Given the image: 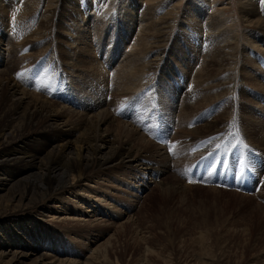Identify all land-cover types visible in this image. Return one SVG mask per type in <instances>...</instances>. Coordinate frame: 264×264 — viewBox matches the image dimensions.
Masks as SVG:
<instances>
[{
  "label": "rangeland",
  "instance_id": "rangeland-1",
  "mask_svg": "<svg viewBox=\"0 0 264 264\" xmlns=\"http://www.w3.org/2000/svg\"><path fill=\"white\" fill-rule=\"evenodd\" d=\"M16 1V13L20 11L27 18L22 21L20 18L23 16L20 13L16 15L22 21L21 26L35 34L32 39L21 38V45L16 44L19 48H12V58L4 59V50L10 39L7 24L14 25L9 22L10 9L13 8H5L6 1L3 0L0 7H4L6 15L2 20L0 8V34H4L0 40V69L4 62L11 60L10 77L13 80L10 78L9 81L19 80L21 87L27 90L37 86L32 91L41 93L43 100L72 106V110L66 109L69 114L64 113L66 110L60 113L58 121L50 125L51 130L46 134L29 132L26 127L18 147L26 152L36 151L43 162L56 155L61 165L68 166L67 158L74 155L75 145L89 130L100 131L101 134L110 130L114 137L129 138L131 132L125 133L122 125L98 124L95 117H90L85 125L75 126L79 122L77 120L84 117L80 112L86 113L74 106L76 102L80 103L78 92H85L89 100L82 104L91 108L105 101L107 94L109 97L106 99L110 100L112 90L116 96L120 91L117 86L129 91L115 112L120 124H127L128 118L134 119L131 120L132 125L136 124L152 145H145L132 135L129 140L133 147L138 142L141 144L137 146L142 145L144 149L150 146L145 151L136 147L146 155L145 164L103 167L77 182L74 178L71 191L58 192L54 197L25 204L21 209L12 210L10 206L19 198L15 197L18 186L9 180L8 185L0 187V227L10 220L29 218L42 231L41 245L24 257L20 253L18 262L13 260L19 250L25 251L24 246H0V264H33L37 257L43 255L45 264H264V154L259 143V136H264L261 133L264 122L260 119L264 115L261 110L264 99H260L264 97V91L247 79L250 77L248 72L241 71V68H248L243 59L247 55L256 62L257 67L253 70L260 68L264 72V30L252 22L248 23V19L264 20V0H71L78 3L85 18L80 26L77 20L81 17L68 8L67 0ZM252 2L255 3V13L246 9ZM44 23L47 26H43ZM66 25L70 26L69 31L63 29ZM85 25L89 26V31L82 35L79 31ZM196 32L201 36L196 38ZM210 32L229 43L231 50L223 52L216 48V39L213 45L205 41V34ZM82 36H87L84 42ZM69 37L71 44L74 41L73 46L66 42ZM124 37L123 44L128 43L127 47L118 41ZM141 37H145L144 42L133 50L136 38ZM251 40L263 44V50L255 47ZM156 42L162 45L156 47L157 51L152 47ZM81 46L87 52L92 51V58L97 63L113 67L108 72L109 66H104L108 73L106 76L87 68V64H78L74 71L70 70L66 65L70 60L66 56L69 52H80ZM225 55L226 60L222 58ZM125 57L128 61L124 62L123 69L134 74L130 75L128 84L121 86L119 82H113L112 77H116L114 70ZM155 58L157 65L153 67L150 64ZM185 63L190 65L189 69L182 66ZM198 68L201 72L199 81L195 72ZM73 77L76 80L82 77L78 85L69 83ZM190 77L198 81L200 89L198 83L192 85L193 88L187 85ZM145 78L153 83L144 85ZM261 78L264 81V77ZM261 87H264L263 83ZM188 90L197 91L198 97L188 100L185 97ZM104 92L106 95H102ZM252 93L260 99V105L254 102ZM170 98L171 103L168 102ZM79 114L82 118H78ZM163 126L166 128V140L158 143L164 135L157 132L152 136V129L161 131ZM55 129L73 131L69 146L61 154L57 142H46ZM171 141H178L177 150L182 156L176 161L179 163L177 167L172 164L168 168L164 159L154 152V145L166 142L171 147ZM1 148L0 145V151ZM106 151V147L102 148L100 154ZM81 154L86 152L81 150ZM0 157V165L3 166L13 161V154L8 160L2 155ZM160 164L165 167L163 174L157 177L146 169ZM1 170L0 177H3L5 174ZM32 170L23 175L34 172L30 177L34 179L36 169ZM62 178L55 175L51 180L55 184ZM251 178H255L254 183ZM95 192L110 196L105 201L110 203L109 208H116L117 214L111 219L112 224L99 230H84L82 224L102 218L97 215L99 211H89L92 208L88 207L87 213L84 209L72 213L73 217L69 218L79 219L78 232L70 230L67 222L71 219H63V205L78 207L80 199L77 195L90 196ZM23 200V203L27 202V199ZM124 222H135L128 232L130 229L136 231V223L149 226L151 246H134V234L122 232L121 224Z\"/></svg>",
  "mask_w": 264,
  "mask_h": 264
},
{
  "label": "bare ground",
  "instance_id": "bare-ground-1",
  "mask_svg": "<svg viewBox=\"0 0 264 264\" xmlns=\"http://www.w3.org/2000/svg\"><path fill=\"white\" fill-rule=\"evenodd\" d=\"M2 1L3 0H0V4ZM4 1H6L5 8L8 6H11V8H13V10L10 9V11L12 13H11V17H10L9 22L12 23V25H14V26H9L7 24V26H8L7 31L10 35L8 33L7 34L10 36L9 37L10 39H9V42L7 43L5 50H4L5 55L3 56L4 59H6V58L9 59V58H12V54H13L12 48H14L15 46L18 47V45L19 46L21 45V38H25V37L31 38L34 36L35 33H34V31L33 32L31 31V33H30L29 30L27 31L26 29H24L21 26V22L23 21L22 19H24V21H26L25 20L26 16L24 17L20 11H18V13H16L17 9L15 10V8H16V2L17 1L16 0H13V1L12 0H10V1L4 0ZM67 1H68L67 4L69 5L68 8L69 7L72 8L74 10L73 12H75V14L77 16L81 17V19L79 21L77 20V25L80 26V23L85 18H83V14H81V9L77 5L78 3L76 4V2L71 1V0H67ZM253 2L251 4L249 3L250 5L249 4L247 5V7H246L247 12L250 11L251 13H255L256 7L254 6L255 3L253 4ZM255 2H257V1H255ZM244 4H247V3H244ZM245 6H244V8H245ZM0 8L2 9V11H1L2 20H5V15H6L5 9H4V7H0ZM19 13L23 16V18H20L22 21L19 20V17H16V15ZM260 19H255V18H254V20L248 19V23L252 22V23L256 24L257 26H259L260 29L262 28L264 30V20H262V19L260 20ZM245 21L246 20H244L243 22H245ZM48 24H49V22H48ZM45 25L46 24L44 23L43 26H45ZM24 26H27V25L24 24ZM30 26H32V25H30ZM87 28H89V26L85 25V26L81 27V30L79 32L82 35H85L87 33V31H89V30H87ZM63 29L66 31H69L70 26L66 25L65 27H63ZM25 31H27L28 36L26 35ZM199 31H201V30H199ZM2 33L0 34V40L1 41H2L1 37L4 35V34L2 35ZM71 34H72V31L70 32V35ZM196 34H197L196 38L201 36L200 32H196ZM141 35H143V34H141ZM220 35H222V34H220ZM160 36H162V35L160 34ZM205 36H206L205 41H207V42L209 41V43H211L212 45L214 44L213 40L216 39V41H215L216 43L214 44V46L216 48H219L221 51L229 52L231 50L230 44L225 42V40L218 39L216 34L210 32V33L205 34ZM75 37H76V35H75ZM226 37H227V35H226ZM84 38H87V36H82L83 42L85 41ZM124 39L126 40V37L120 38L118 41H120V43L123 44ZM144 40H145V37H141L139 39L136 38V41L133 44V50H137L138 47L140 46L139 43H141L142 41L144 42ZM99 41H101V39ZM251 41H252V43H254L255 47L257 46L263 50V46H262L263 44H261V43L258 44V43H256L255 40H251ZM66 42H69V45H71V46H73V44H74V41H72L73 43L71 44L70 37L66 40ZM252 43L250 42V44H252ZM16 44H18V45H16ZM121 44H119L117 48H119ZM127 44H123V45L125 47H127ZM58 45H60V44H58ZM61 46H63V45L61 44L60 47ZM69 47L70 46H68V49H69ZM152 47H155V49H156V47L159 48V47H162V45L156 42V44L154 43L152 45ZM193 48H195V45L193 46ZM20 49H22V48H20ZM80 49L82 51L81 50H80V52L74 51L73 53L69 52L68 55L66 56L67 59L70 60L66 63V65L69 66L70 70L72 69L74 71V68H76V66L78 64H82V65L87 64L88 65L87 68L91 67L93 71H95V72L97 71L99 74H103L106 76L105 73H107V71L103 69L104 66L105 65L109 66L108 72L113 68L109 64H104V66H102V64L97 63V61H95L92 58V56H93L92 51L87 52L84 46H81ZM157 50H159V49H156L155 51H157ZM208 51H209V49H208ZM138 53L140 54L139 51H138ZM62 57H64V56H62ZM126 57L124 59H122L119 62V64L116 66L117 68H115V70H114L116 77L115 78L112 77L113 82H117V83L119 82L118 85H121V86L128 84L131 81L130 75L134 74L133 72H131V70L129 71V70L123 69L124 62L128 61V60H126ZM87 58H92L93 60H91V59L87 60ZM130 58L133 59L132 57H130ZM222 58L223 59L225 58V60H226V55H225V57L222 56ZM229 58H230V56H229ZM243 59L246 60L245 65H247L248 68H243V69L241 68L242 73L248 72L250 77H247V79L250 80L252 83L256 84L257 86H259L258 87L259 89L264 91V87H261L262 83L264 84V81L261 78V77H264V75H262L264 72L260 68H257V70H253V67L256 68L257 65H256V62L252 58H250L249 56L245 55V56H243ZM155 60H156V58L151 62V64L148 63V66H150V65H153V67L156 66L157 64H156ZM10 61L11 60H9L8 62H4V64L2 65V68L0 69V95L4 94L3 97L0 99V145L3 147V148H1L2 151H0V155H2L3 159L8 160L9 158H11L10 156L13 154V157L11 158L13 160L12 161L13 163L12 162L7 163V165H5V166L0 165V170L2 169L1 171L3 172V174H5V175H3V177H0V187H2L4 185H8L9 180H11L14 185L16 184L18 186L17 187L18 189L16 188L15 197L19 196V198H18L17 202L15 201V204H13V203L10 204V206H12V210L21 209L22 207H24L25 204L37 203L38 200H41V199H44L47 197H49V198L54 197L58 192L62 194V192H64V191L65 192L68 190L71 191V186L73 184V183H71V181L74 178L77 179L76 180V182H77V181L81 180L83 177H85L86 175H88L89 173H94L96 171H100L101 168H103V167L104 168H111V167H116L117 165H121V166L127 165L128 167H133L135 164H138V165L145 164L144 161H146V159H145L146 155H143L141 153L142 150L140 151V149L139 150L137 149L139 147V146H137V144L140 142L136 141V139L134 138L135 140L134 139L133 140L136 141V143L138 142L136 144L137 148L135 147V145H134V147H135L134 148L132 146L129 138H131V136L133 135L132 138L134 136L139 138V140L142 141L145 145H148V144L152 145L151 144L152 141H150L149 139H145V137L142 134V132L140 131V129L138 127H136V124H135V126L132 125L131 120H134V119L128 118L127 121H129V122L127 123V121H126L127 124H124V123L120 124L121 122H120V120H119V118L115 112L117 110V107L119 105L123 104L122 101L125 100L124 95L126 94L128 89L125 92V89H120V88H118L119 86H117V85H116L117 89H119L120 91H118V93L116 92L117 93L116 96L113 95V92H112L113 90H112L111 91V99L107 100L106 98H108L109 95L108 94L106 95V93L104 92L102 95H106L105 101H103V102L100 101V102H98V104L93 105L91 108L89 106L87 107V106L82 104V102L84 103L85 101L89 100V98L84 95L85 92L84 91L78 92V94L80 95V100H79L80 103L76 102V104L74 106L81 108L82 109L81 111L84 110V111H86V113L80 112L82 114V117H83V115H84V117L82 118L79 114L78 118L81 117L82 119L77 120V121H79L78 123H76V122H74V123H76L75 126H77V125L82 126V125L86 124L87 120L89 121L90 117L92 119H93V117H95L94 119L97 121L98 124H112L115 126L117 124L122 125L121 127L123 128V131L125 133L131 132V135H129L130 136L129 138H128V136H127V138H125L126 136L124 138L122 136H121L122 138L121 137H114L112 135V133L110 132V130H105V131H103L102 134L100 131H99L100 132L99 133L98 131H96L94 129H93L94 131L89 130L90 132L87 135H84L86 137H84L82 135L83 138L79 139L77 145H75L74 155L69 156V159L67 158V160H69L68 162L70 163L68 166L61 165V160L56 155H54L52 157V159H50L46 162H43L40 160V157L38 156L36 151L26 152L22 148L18 147V143L21 141L20 136L22 134H24L26 127L28 128L29 132L41 133V134H43V132H45V134H46V133H48L49 130H51V128H49L50 125L52 123H55L58 121V119H59L58 116H60V113L66 109L72 110L71 109L72 106H70V105L65 106V105H58V104L56 105V104H54L55 102H53L51 100H48V99L43 100L41 93H40L41 94L40 95V94H38V92L32 91V90H34V88H37V86H35V85H34L35 87H33V89L28 88V90H27L26 88L21 87L22 83H20L19 80L18 81L15 80L14 82H11V80L9 81V79L11 78L10 77V75H11L10 74V70H11L10 64H12V63H10ZM110 61H112V59H110ZM129 62H130V60H129ZM231 63H232V61L230 62V64ZM182 66H185L188 69L190 68V65L188 63L182 64ZM126 67L128 68V66H126ZM13 68H15V65H13ZM148 69H151V68L149 67ZM14 71L12 70V72H14ZM75 71H76V69H75ZM134 72L136 73V71H134ZM195 72H197V78L199 81L200 80L199 75L201 74V72H199V68L197 70H195ZM254 77H256V78H254ZM258 77H259V79L257 81H255ZM81 78L82 77H80V79ZM80 79L76 80V77H73L72 79H69V81L71 80L69 83L72 82V84L78 85V82L80 81ZM118 79H119V81H117ZM134 79H135V77H134ZM152 79H153V77H152ZM4 80H6L7 82ZM8 81H9V83H8ZM198 81L196 82L192 79V77H190V80L187 83V85H189V86L191 85V88H193L192 85L194 86L196 83H198ZM150 83H153V81L150 82L147 78L144 79V85H147V84L150 85ZM113 85H114V83H113ZM197 85H198V89H200L201 88V87H199L200 84L198 83ZM193 91L194 90H192V91L188 90L187 91V93H186L187 96H185V97L188 100L191 99V101H193L194 98L198 97L199 94L197 93V91H194V92ZM114 93H115V91H114ZM167 93H169V92H167ZM18 94H20V95H18ZM252 96H253L252 98L254 99V102L257 103V105H260V99H264V97H261L260 99H258L256 97V95H254V94ZM104 102H106V103H104ZM168 102L171 103V98L168 100ZM92 110H96V111H94L92 114L87 113L89 111L91 112ZM261 110L264 111V107L261 108ZM68 112L66 110V112H64V113L69 114ZM76 113L77 112H75V116H76ZM260 119L262 120V122H264V115ZM72 123H73V121H72ZM87 123H89V122H87ZM64 125H66V124H64ZM106 127L108 128V126H106ZM140 127L142 128V126H140ZM164 127L165 126L162 127L163 129H161V131H158L155 129L153 131V129H152V132H153L152 136H155V134L157 132H159V134H161L162 136L164 135V138L160 139L158 143H162L164 140H166V133L164 132L166 128H164ZM253 131L254 130H252V132ZM119 133L121 134L120 131H119ZM261 133L264 134V129H262ZM49 134H50V132H49ZM72 134H73V131L72 130L69 131V129L66 131L62 130V129L61 130L55 129L49 135V137L46 138V142H48L49 140L57 142V144L56 143L55 144H56V146H58L57 147L58 151L61 154V152H63V149L66 148L67 146H69V143H70L69 137ZM128 134H130V133H128ZM32 135H34V134H32ZM124 135H126V134H124ZM31 136H29V137H31ZM178 137H179V135H178ZM259 138H260V140H259L260 147L262 148L263 154H264V136L261 135V136H259ZM178 139H180V138H178ZM176 143L171 141V147H169V145L166 142H164L163 145H161V144L154 145L155 146L154 148H156L154 150V152H156V155L158 154V156H160L164 159V163L167 164L166 167H168V168L172 164H173V166L177 167V164H179V163L176 161H177V159H180V157L182 156L180 151L178 153ZM134 144H135V142H134ZM141 146L142 145H140V147ZM258 146H259V144H258ZM105 147L107 148V151L104 152L105 154H103V153L100 154V150L102 148H105ZM142 147H144V146H142ZM148 148H145V149L142 148V149H144V151H145ZM171 148L173 151H171ZM81 150L85 151L86 154H81ZM147 152L150 153L149 151H147ZM59 153H58V155H60ZM150 155H152V154H150ZM4 156H6V157L4 158ZM160 157H158V158H160ZM16 163H20V165H15ZM164 167L165 166L162 164H160L159 167L157 165H150L148 168L146 167V169H148L149 172L152 173L154 177H157V176L163 174ZM178 168H177V172L180 173ZM32 169H36L35 175H37V176L34 179H33V177H32V179L30 178L31 176L34 175L33 174L34 172L33 173H31V172L26 173L25 175H23V173H25L29 170H32ZM32 171H34V170H32ZM55 175L56 176L59 175V177H63V178L61 179V181H59L57 183L55 182V184H54L51 179ZM4 176H7V177H4ZM235 176H237V175H235ZM235 176H234V178L236 179ZM243 176H244V173H243ZM176 178H178L177 175H176ZM36 179H38V180H36ZM251 180L253 183L255 182V178H251ZM78 185H80V184H78ZM166 186H167V184H166ZM72 192H73V190H72ZM80 195H77L80 199L78 207H73V206L65 207L63 205V207H62L63 208L62 213L64 214L63 219H66V217L69 218L70 216L73 217L72 213L74 211L76 213V210L78 213L80 211H82V209H84L85 213H87L89 211L97 210V211H99L97 215H100V217H102V218L101 219L99 218L98 220H96L97 218H94V219L88 221L87 223L82 224V228L84 230L85 229L99 230L102 226H110L112 224L113 221L111 219H114L115 215H117V214H115L116 208H115V210L112 208L113 209L112 210L111 207L110 208L108 207L110 203L105 201V200H108V198L110 197L109 195H108L109 196L108 197L107 194H105V193L103 194L101 192H95L93 195H90V196H87V195H84V196L81 195L80 196ZM28 196H30L31 198H27ZM23 199H25V200L27 199V202L23 203L22 202V201H24ZM102 201L104 202L103 204H102ZM84 204H87V205H84ZM88 207H90L92 209L88 211ZM106 209H108V210H106ZM105 210H106V212H105ZM103 217H107V219L106 218L103 219ZM69 219H71V221H74V222H71V221L67 222L71 226L70 230H72L74 232H78V221H79V219H75V220L72 218H69ZM103 221H106L107 224H105V225L100 224ZM133 224H135V222H124V223H122L121 224L122 232L123 233L127 232L128 234H130V233L134 234L133 235L134 238H133L132 243L136 247H140L141 245H144V246L150 245L151 246L152 240L149 236L151 234L150 230L148 229L149 226H144V225L142 226L139 223L138 224L136 223V226L134 228L136 231H132L130 229L128 232V229ZM37 226H38V224L31 221V219L27 218V219H24L22 221H17V220L11 221L10 220V222H7V223L5 222L0 227V246L3 245L6 247H10L12 245H15V246H17V248H19L20 246H24V248H25V251L19 250L17 252L18 254L16 255V257L13 260L14 262H18L17 256L20 253H21L20 256L24 257L27 254L32 253L34 250H36L38 248V246L41 245L40 241L42 240V238H41L42 236L40 234L42 233V231ZM14 227L16 229H14ZM34 228H35V230H34ZM35 232H37V233H35ZM1 234H4V237H2ZM85 235H87V234H85ZM96 235H97V233H96ZM12 236H14V238H12ZM49 240H50V238H49ZM106 243H109V241H107ZM108 253L112 255L113 252L111 251V249H109ZM1 254H3V253L1 252ZM42 257H40V256L37 257L34 260L33 264H45L46 258L45 257L42 258ZM147 264H150V263H147Z\"/></svg>",
  "mask_w": 264,
  "mask_h": 264
}]
</instances>
